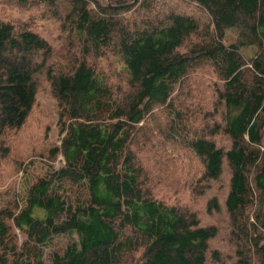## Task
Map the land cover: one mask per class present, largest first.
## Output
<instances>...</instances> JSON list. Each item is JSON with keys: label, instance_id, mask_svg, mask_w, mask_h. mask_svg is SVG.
<instances>
[{"label": "trees", "instance_id": "16d2710c", "mask_svg": "<svg viewBox=\"0 0 264 264\" xmlns=\"http://www.w3.org/2000/svg\"><path fill=\"white\" fill-rule=\"evenodd\" d=\"M39 92L60 138L32 158L9 144ZM186 151L230 170L226 257L264 264V0H0V264H219L218 228L153 192Z\"/></svg>", "mask_w": 264, "mask_h": 264}, {"label": "rangeland", "instance_id": "374dc122", "mask_svg": "<svg viewBox=\"0 0 264 264\" xmlns=\"http://www.w3.org/2000/svg\"><path fill=\"white\" fill-rule=\"evenodd\" d=\"M184 8L187 9L186 7ZM28 13L30 14H27L24 18H28L32 14H38L39 11H29ZM18 16H20L19 11ZM36 23L39 25V31L45 32V37L47 36L50 39H54L56 48L60 50L59 39L62 35L58 32L57 23L54 21L44 23L38 22V20H36ZM110 56L106 61L104 60L102 62H104L106 66L115 67L116 61L110 58ZM194 83V89L196 91H200L203 95H205L204 93H206V95L208 94V89L206 87H200V84H197V82ZM38 85L42 87V83L38 82ZM206 100H209L208 95ZM52 106L53 104L50 98L43 92H39L37 96V107L30 115L28 123L21 130L17 138L15 137V140L9 144L13 150L14 148L18 150L20 148L23 154H29L34 158L38 153L45 151L51 144H59L60 126L57 122V114L54 112L55 109H53ZM206 125H210V122H206ZM9 135L10 134L7 136ZM207 136L209 139H205L213 142V139H211L212 137L209 135ZM216 141L219 143V140ZM5 143H9V141L6 140ZM178 149H180V147ZM179 161L180 163L176 162L173 164L166 173H162L158 177L155 176L157 181H161V184L155 188L153 191L154 194L164 198L166 202L173 203L180 208L188 222L192 221L194 223H199V225L203 227L214 226L218 228V236L210 243V252H217V254L220 255L221 258H218L220 261L219 264H234V261L226 257V255L230 257L229 253L231 254V258L234 257L233 250L231 249L233 243L230 241L233 234L230 218L223 205L231 176L230 170L227 168L224 169L219 181L216 182L204 176L200 161L192 157L189 152L186 151V153H183ZM59 164L60 157H58L54 165L58 166ZM20 176L19 173L12 175L10 181L17 180L20 184ZM0 178H3V173H0ZM11 185H13L16 190L20 189L15 182H11ZM0 191V197L6 198L8 196V187L1 185ZM211 200L216 201L219 210L213 208ZM208 208L209 211L207 210ZM254 210L255 209H251L245 216L246 220H248V223L251 225L255 224ZM255 228L257 229L256 240L264 241V235H258L259 232L264 233V229L258 227V225H256ZM235 236L238 237L239 233L235 234ZM17 238L18 242L22 240L19 234ZM207 258L211 260L212 255L207 256ZM208 264H213V261L211 260Z\"/></svg>", "mask_w": 264, "mask_h": 264}]
</instances>
